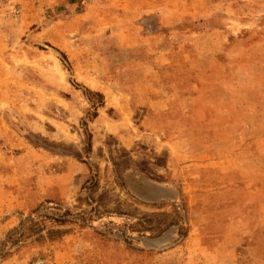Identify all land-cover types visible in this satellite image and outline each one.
Wrapping results in <instances>:
<instances>
[{
  "label": "rangeland",
  "instance_id": "1",
  "mask_svg": "<svg viewBox=\"0 0 264 264\" xmlns=\"http://www.w3.org/2000/svg\"><path fill=\"white\" fill-rule=\"evenodd\" d=\"M105 1L36 0L16 19L0 17V241L40 205L86 219L62 226L59 239L12 248L0 264H264V139L254 122L264 116V57L247 54L264 30L248 22L253 4L240 1L239 58L220 53L218 102L230 105L217 124L219 107L206 108L204 122L183 119L177 106H145L167 97L169 79L141 70L151 49L131 36L154 22L161 35L171 28L161 15L143 19ZM218 14L211 23L231 24L230 13ZM141 74L150 82L139 98ZM175 79L181 89L190 83ZM90 92L104 97L95 118L100 97ZM217 160L229 172L203 166Z\"/></svg>",
  "mask_w": 264,
  "mask_h": 264
},
{
  "label": "crops",
  "instance_id": "2",
  "mask_svg": "<svg viewBox=\"0 0 264 264\" xmlns=\"http://www.w3.org/2000/svg\"><path fill=\"white\" fill-rule=\"evenodd\" d=\"M113 1L118 2L115 7L119 10L122 9L124 12L132 10L137 13L145 14V16L141 15L143 19L148 17H160L161 15L165 18L163 25L170 26L171 28V30H168V33L161 35V33L157 31L159 29V24L154 22L156 29H149L150 31L145 29V32L148 33L139 36L138 34L131 36L132 40H139L140 44L148 45L151 49V51H149L151 55L149 54V57H147L148 59L143 61L140 66L141 70L143 71L142 67L151 69L152 73L157 76L153 78L157 79V83L162 82L161 76L162 78L167 77L169 79L165 83V86L163 84L167 97H163L159 94L153 95L150 97L151 99L146 97L147 99H144L145 106H149L155 111H157V108H161L162 104L170 108L177 106L183 108V119H186V115H188L189 117L193 116L197 121L203 120L204 122H209L212 117L211 113L207 112L208 110L206 108L219 107V111L215 109L216 117L213 120H215L217 124L218 122H222L221 117H219L220 120H218V116H222L224 113L223 108L230 104L224 103L223 96L219 95L218 97L217 93L218 91L222 92L225 85V82L220 80L225 72V66L221 60L222 57L220 53H225V57L230 59L231 62L239 58L238 51L242 44L240 41L241 34L236 33L234 28L237 27L235 21L240 24L241 21L238 18H241V14L244 16L241 9L242 5L240 4L241 0H212L209 4L200 5L189 0L188 3L183 4V6H178L177 0L174 1V3H172L173 0H166V6H161L159 4L160 0H106L104 7L111 5V3L113 4ZM248 1L253 4L250 6V9L255 8L253 13L247 15L248 22L252 28H261V30H264V24H260V18L264 16V0ZM163 3H165V1ZM106 9L109 11L111 10L110 8ZM112 10L116 11V15L120 13L117 9ZM220 11L231 14L228 19L231 21L230 25L228 22H222L221 24L211 23L212 20L219 19L218 13H220ZM222 16L223 18L225 17L223 14ZM142 22L141 20L140 23L144 25ZM232 22H234L235 25ZM243 26L250 27L245 23ZM228 29H231V31ZM166 41H168L170 45L161 47L158 44L159 42L165 43ZM180 42L184 44L176 49V44ZM206 44H208L209 47L204 48ZM227 45L228 50H225ZM247 49L249 59L257 60L264 57V38L258 42L254 41L250 43ZM202 64L204 68L198 67L202 66ZM162 65H166L167 67V71L163 75L159 72V68H161ZM250 71H252V69ZM231 72L233 73L234 71ZM176 77L183 80L189 77V85L181 89L179 87V81L175 79ZM144 79L145 77L141 74V77H137L135 82V96L138 95L139 98H142L147 92L146 89L149 83L146 82H150ZM226 85L232 86L234 83L227 82ZM143 87L146 88L144 89ZM140 90L142 91V95ZM180 90L183 92H180ZM128 92L132 97L133 92L130 90ZM179 97V105L166 102L170 98ZM219 99L223 100L218 102ZM201 108L204 109L203 114H200ZM207 116L210 118H207ZM260 117L263 118L255 119L254 122L257 124V127H259L257 133L264 139V116ZM239 131L241 132L242 130ZM243 133H245V130L241 132L242 135ZM259 151L264 152V148H260ZM203 166H215L218 170H221L222 173L229 172V170H223L224 165L220 160L215 161V165L205 163ZM261 180L264 184V178Z\"/></svg>",
  "mask_w": 264,
  "mask_h": 264
},
{
  "label": "trees",
  "instance_id": "3",
  "mask_svg": "<svg viewBox=\"0 0 264 264\" xmlns=\"http://www.w3.org/2000/svg\"><path fill=\"white\" fill-rule=\"evenodd\" d=\"M64 55V54H62ZM99 95L100 100L94 105V111L91 117L97 116V108L104 105L103 95L99 92H90ZM89 99V98H88ZM90 138H88V146H90ZM55 211L48 212L44 206H39L35 211L37 216L28 215L19 220L17 226L11 228L5 234L4 239L0 241V262L10 254V250L14 247L26 246L27 243H41L45 241H53L59 239L66 233L65 228L71 224H76L79 219L84 222L86 219L82 214H73L69 210L61 212L59 208L53 207ZM50 224H47V223Z\"/></svg>",
  "mask_w": 264,
  "mask_h": 264
},
{
  "label": "built area",
  "instance_id": "4",
  "mask_svg": "<svg viewBox=\"0 0 264 264\" xmlns=\"http://www.w3.org/2000/svg\"><path fill=\"white\" fill-rule=\"evenodd\" d=\"M35 1L36 0H0V17L4 19H16L20 16L26 3Z\"/></svg>",
  "mask_w": 264,
  "mask_h": 264
}]
</instances>
